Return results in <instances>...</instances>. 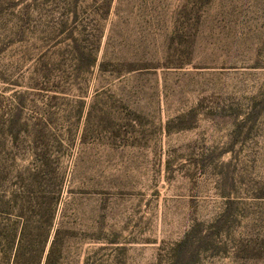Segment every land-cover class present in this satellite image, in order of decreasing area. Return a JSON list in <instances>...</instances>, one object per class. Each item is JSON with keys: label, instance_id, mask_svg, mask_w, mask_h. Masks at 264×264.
I'll use <instances>...</instances> for the list:
<instances>
[{"label": "rangeland", "instance_id": "374dc122", "mask_svg": "<svg viewBox=\"0 0 264 264\" xmlns=\"http://www.w3.org/2000/svg\"><path fill=\"white\" fill-rule=\"evenodd\" d=\"M43 145L65 264H264V0H0V150Z\"/></svg>", "mask_w": 264, "mask_h": 264}, {"label": "trees", "instance_id": "16d2710c", "mask_svg": "<svg viewBox=\"0 0 264 264\" xmlns=\"http://www.w3.org/2000/svg\"><path fill=\"white\" fill-rule=\"evenodd\" d=\"M88 59L90 65L97 61L92 53ZM13 154L0 150V264H65L67 230L56 222L67 171L44 145L32 149L27 165H19ZM98 250L97 259L89 256L84 264L109 263L105 248Z\"/></svg>", "mask_w": 264, "mask_h": 264}]
</instances>
